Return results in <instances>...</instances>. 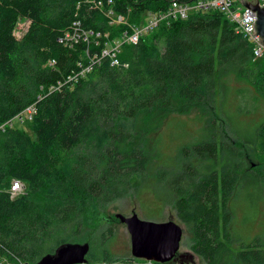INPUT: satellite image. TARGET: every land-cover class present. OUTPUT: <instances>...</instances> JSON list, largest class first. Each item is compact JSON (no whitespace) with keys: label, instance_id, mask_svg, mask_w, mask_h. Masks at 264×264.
Returning a JSON list of instances; mask_svg holds the SVG:
<instances>
[{"label":"trees","instance_id":"trees-1","mask_svg":"<svg viewBox=\"0 0 264 264\" xmlns=\"http://www.w3.org/2000/svg\"><path fill=\"white\" fill-rule=\"evenodd\" d=\"M171 1L0 0V263L36 264L61 245L88 243L87 264H129L112 258V229L97 232L96 219L154 187L204 264H264V234L236 239L230 206L239 198L252 208L264 198V117L253 125L241 119L264 109V59L254 60L251 43L223 14L161 23L122 47L126 68L104 60L49 92L87 60L86 44L58 41L74 23L116 38ZM108 10L126 24L109 25ZM20 20L29 26L16 39ZM33 104L32 136L5 125ZM181 117L198 124V136L164 158L160 130ZM14 181L23 189L11 197Z\"/></svg>","mask_w":264,"mask_h":264},{"label":"rangeland","instance_id":"rangeland-1","mask_svg":"<svg viewBox=\"0 0 264 264\" xmlns=\"http://www.w3.org/2000/svg\"><path fill=\"white\" fill-rule=\"evenodd\" d=\"M239 7L242 4L237 3ZM29 26L27 20H20L15 28L14 36L20 39L26 32ZM249 115L241 118L242 120L251 119L250 125L260 122L264 117V109L261 107L258 111L250 109ZM235 120L240 122V114L233 113ZM14 128L19 129L25 134L32 136L29 124H19L13 121ZM198 124L190 118L181 117L177 120L169 121L164 124L160 130L162 157L173 158L178 148L185 144H189L195 137L198 136ZM155 190L156 188H142L140 193L131 194L128 197L116 201L101 210L97 216L96 221L99 223L97 232L105 228L112 229V239L109 244V249L112 258L116 262L133 261L141 263V259H135L131 255L130 237L124 224H121L115 216L121 214L125 217H130L136 214L137 217L145 221L153 222H168L172 221L182 228V238L180 248L177 252V257L188 255L189 261L184 264H204L198 256H196L188 247L189 235L183 223H181L175 216V212L170 207H163L161 201L158 199ZM231 208L235 215L232 221V230L236 239L252 240L255 237L264 234V198L255 199L252 208L245 205L244 200L236 198L231 202ZM246 206V207H245ZM176 261V260H175ZM3 264V263H0ZM115 264V263H112ZM170 264H180L179 260Z\"/></svg>","mask_w":264,"mask_h":264},{"label":"built area","instance_id":"built-area-1","mask_svg":"<svg viewBox=\"0 0 264 264\" xmlns=\"http://www.w3.org/2000/svg\"><path fill=\"white\" fill-rule=\"evenodd\" d=\"M254 3L255 0H246ZM260 6H264V0H258ZM239 0H198L194 3H181L172 0L169 7L165 11L146 12L143 18L142 25L126 24V20L121 15H114L112 10H108L105 16L109 19V25L126 24L127 28L123 30L116 38H110L107 32H97L81 28L80 23H74L71 30L64 32L59 38V42L65 47L73 48L78 44H86L87 49L85 55L87 60L78 61L76 69L72 71L66 78L49 88V92L59 91L66 86L77 83L90 73L96 66H99L102 61L108 60L110 66L127 67V64H122L119 61V55L124 45H135L146 34H149L157 29L159 24L168 23L171 20H184L192 12L214 10L225 16L232 24H234L236 34H239L243 39L249 41L252 45V55L254 60L264 59V46L261 45L258 36H253L256 32L253 29L252 23L256 20L255 14L249 9L239 7ZM107 4H112V0H107ZM241 4V3H240ZM94 8H102L101 1L93 2ZM91 44L95 48L102 47L99 51L90 52L88 46ZM55 62L50 61L49 66H54ZM35 113V104L28 106L25 110L17 114L14 118L8 121L5 125L14 128L13 121L19 124H26L32 120ZM23 189L22 183L14 181L10 187L11 197L20 194ZM129 264H155L151 261L142 260L141 263L131 262Z\"/></svg>","mask_w":264,"mask_h":264},{"label":"water","instance_id":"water-1","mask_svg":"<svg viewBox=\"0 0 264 264\" xmlns=\"http://www.w3.org/2000/svg\"><path fill=\"white\" fill-rule=\"evenodd\" d=\"M257 2L239 0L242 6L255 14L252 23L262 46H264V6ZM124 224L130 237L131 255L135 259L167 264L174 261L180 248L182 228L172 221L153 222L141 220L136 214L125 217L115 216ZM88 243H67L61 245L54 254L42 257L36 264H87Z\"/></svg>","mask_w":264,"mask_h":264},{"label":"flooded vegetation","instance_id":"flooded-vegetation-1","mask_svg":"<svg viewBox=\"0 0 264 264\" xmlns=\"http://www.w3.org/2000/svg\"><path fill=\"white\" fill-rule=\"evenodd\" d=\"M189 257L190 256H188V255H182V256H179L177 259L175 258V260L176 261L179 260L180 264H184V262H188L190 260ZM175 260H174V263H176ZM131 262H134V260ZM155 264H158V263H155ZM167 264H170V262Z\"/></svg>","mask_w":264,"mask_h":264}]
</instances>
